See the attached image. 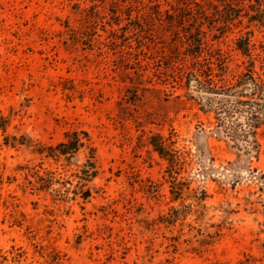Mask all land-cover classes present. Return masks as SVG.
Masks as SVG:
<instances>
[{
	"label": "rangeland",
	"instance_id": "1",
	"mask_svg": "<svg viewBox=\"0 0 264 264\" xmlns=\"http://www.w3.org/2000/svg\"><path fill=\"white\" fill-rule=\"evenodd\" d=\"M250 5L0 0V264H264Z\"/></svg>",
	"mask_w": 264,
	"mask_h": 264
},
{
	"label": "trees",
	"instance_id": "2",
	"mask_svg": "<svg viewBox=\"0 0 264 264\" xmlns=\"http://www.w3.org/2000/svg\"><path fill=\"white\" fill-rule=\"evenodd\" d=\"M242 4L244 5L246 2L250 3L249 11L253 12L250 16L251 22H257L261 27H264V0H241ZM243 10V9H242ZM241 11V10H240ZM250 15V14H249ZM195 24V23H194ZM192 25V24H191ZM191 30L193 29V25L191 26ZM194 30H202L200 24L197 25V28ZM204 43L200 41L198 43V51L196 53L200 54L202 52V46ZM262 71H264V66ZM264 74H259L256 72L255 67L252 66L251 69L247 70L245 74H243L239 79V84H245L246 86L250 87V91L252 94L250 97L247 90L241 91V97L249 98V100L243 101L242 103L250 104L251 106H256L261 110H264ZM252 99V101H251ZM8 125V120L4 118L0 112V129L3 132H6ZM69 138V142L62 143L59 145V152L62 155H73L76 151L82 148L88 147L87 142L88 135L84 132L78 133L74 132L67 136ZM156 151L159 152L161 155H164L166 152V148L162 144H153ZM93 151V149H92ZM174 162V161H173Z\"/></svg>",
	"mask_w": 264,
	"mask_h": 264
}]
</instances>
